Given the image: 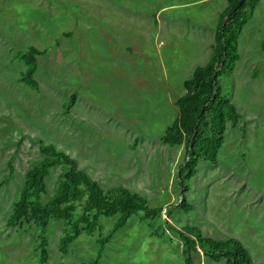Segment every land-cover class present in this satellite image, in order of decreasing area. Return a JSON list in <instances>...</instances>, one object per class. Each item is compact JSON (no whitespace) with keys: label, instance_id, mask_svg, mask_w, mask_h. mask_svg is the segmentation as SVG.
I'll use <instances>...</instances> for the list:
<instances>
[{"label":"rangeland","instance_id":"374dc122","mask_svg":"<svg viewBox=\"0 0 264 264\" xmlns=\"http://www.w3.org/2000/svg\"><path fill=\"white\" fill-rule=\"evenodd\" d=\"M184 1L0 0V264H41L39 229L6 224L25 174L43 158L40 142L75 159L101 188L138 193L176 230L192 226L216 240L235 238L254 264H264V0L240 34L239 60L219 78L241 118L234 128L227 122L217 161L199 162L187 213L176 208L184 144L171 146L163 137L178 115L183 82L210 57L222 7L209 2L158 12ZM29 47L46 51L37 59V89L21 81L26 66L19 55ZM62 173V166L50 170L43 202ZM117 219L100 218L102 237ZM64 229L63 221H50L43 264L97 257V264H183L177 233L154 236L139 216L102 250L99 232L83 233L61 254ZM193 259L225 264L201 252Z\"/></svg>","mask_w":264,"mask_h":264},{"label":"trees","instance_id":"16d2710c","mask_svg":"<svg viewBox=\"0 0 264 264\" xmlns=\"http://www.w3.org/2000/svg\"><path fill=\"white\" fill-rule=\"evenodd\" d=\"M238 1L227 0V7L216 25L210 57L205 65L197 67L191 77L183 82L184 95L176 101L178 115L163 137L168 145L184 144L186 160L178 174L182 199L176 208L186 213L192 208L186 196L188 183L196 175L199 162L217 161L227 122L234 128L241 118L236 107L223 94L219 78L239 60L238 39L261 0H246L236 8ZM261 48L264 51V41ZM45 53V50L40 51L35 47L20 52V59L26 66L21 81L33 89L38 88L34 79L37 59ZM39 150L43 158L25 174L19 197L6 224L21 228L35 225L39 229L35 250L39 253L41 264L48 258L46 232L51 220L64 223L59 251L65 255L70 245L83 233L89 236L99 232L97 242L102 250L133 216H139L141 222L154 227V236L163 237L169 231L177 233L183 264H194V255L200 252L214 262L224 260L225 264H254L249 252L237 239L216 240L192 226L176 230L168 220H162L161 208L149 206L138 193L123 186L101 188L96 180L79 169L75 159L53 144L40 142ZM57 166L63 167L62 177L55 193L43 202L47 192L46 177ZM116 215L118 219L113 228L106 237H102L100 218ZM97 263L98 257L89 264Z\"/></svg>","mask_w":264,"mask_h":264},{"label":"crops","instance_id":"0c3cea01","mask_svg":"<svg viewBox=\"0 0 264 264\" xmlns=\"http://www.w3.org/2000/svg\"><path fill=\"white\" fill-rule=\"evenodd\" d=\"M262 1V0H261ZM260 1V2H261ZM209 2H213V4L217 5L218 6H221V10H219V15L217 16L216 20H215V23H214V27H213V32L215 34V29H216V25L218 23V19H219V16L222 14V12L225 10V8L227 7V0H188V1H184V2H180L181 4H177V5H174V6H166V7H161L159 9V13H161L163 10H165L166 8L168 7H175V8H178V9H188L189 7H191L192 5H198V4H206V3H209ZM216 2V3H215ZM214 5V6H215ZM214 6L211 8V10L214 8ZM188 13H193L191 11H188ZM214 37V36H213ZM214 39V38H213Z\"/></svg>","mask_w":264,"mask_h":264},{"label":"water","instance_id":"95a60500","mask_svg":"<svg viewBox=\"0 0 264 264\" xmlns=\"http://www.w3.org/2000/svg\"><path fill=\"white\" fill-rule=\"evenodd\" d=\"M245 1H246V0H239L236 8L242 6V5L244 4Z\"/></svg>","mask_w":264,"mask_h":264}]
</instances>
